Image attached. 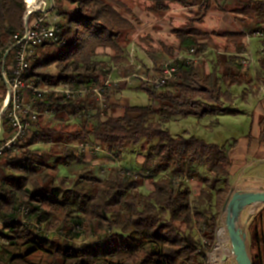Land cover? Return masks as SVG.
I'll return each instance as SVG.
<instances>
[{"label":"trees","instance_id":"obj_1","mask_svg":"<svg viewBox=\"0 0 264 264\" xmlns=\"http://www.w3.org/2000/svg\"><path fill=\"white\" fill-rule=\"evenodd\" d=\"M146 1L150 3L148 11L157 19L167 16L173 5L198 7L193 24L180 33V52L194 48L204 55L214 49V35L224 38L234 52L215 53L210 71L200 62H177L178 76L164 89L155 90L139 83L138 89L144 90L149 100L159 103L157 109L128 106L122 116L110 115L117 105L114 97L122 92L118 83L107 90L109 105L104 116L98 112L78 120V127L66 139L65 132L46 127L30 133L20 147L26 149L40 142L51 144L53 150L48 159L57 160L52 164L40 157L32 158L31 151H22L21 156L6 152L5 163L0 166V215L13 217L22 200L31 206L32 216L40 222L62 226L68 232L62 240H50L21 224H10L0 233V241L6 240L0 246V264H204L206 253L213 251L219 220L230 198L232 153L239 140L211 144L194 136L174 137L165 127L171 120L188 116L240 114L231 108L236 100L232 88L252 84L251 79L247 80L249 70L240 63L247 32L209 34L193 28L196 21L209 15L213 0ZM233 1L238 7L232 12L245 16L240 19L248 20V30L252 34L262 33L263 38L257 37L262 46L264 0ZM54 4L59 35L66 43L41 45L30 59L27 82L41 89L64 83L85 88L103 85L114 68L127 73V46L122 43H128L125 37L136 30L123 16L126 4L121 0H54ZM26 12L23 0H0V43L7 45L15 33L23 31ZM160 45L161 51L155 48L147 54L157 71L162 72L159 53L166 51L171 55L173 47ZM259 62L260 74L264 75V57ZM39 104L40 109L53 110L66 123L72 121L74 114L97 106L93 93L69 101L49 93ZM2 123L7 129L6 137L11 136L7 121ZM33 127L40 128V121ZM154 140L158 144H153ZM91 141L117 157L131 145L145 141L150 146L140 171L116 166L100 177L92 166H87L80 148L74 145ZM77 161L85 167L73 177L59 174V163L71 166ZM201 166L205 169L200 178L201 188L198 195H193L184 173ZM125 171L138 175L129 176ZM145 178L150 179L152 189L144 192ZM75 224L84 226L87 233L95 232L96 241L78 245L76 239L80 236L71 230ZM252 225L258 258L264 264L261 215Z\"/></svg>","mask_w":264,"mask_h":264},{"label":"rangeland","instance_id":"obj_2","mask_svg":"<svg viewBox=\"0 0 264 264\" xmlns=\"http://www.w3.org/2000/svg\"><path fill=\"white\" fill-rule=\"evenodd\" d=\"M121 2L126 4V9L123 10V16L127 17L134 25V28L136 30L135 33H131L125 38L128 40V43L123 42V46H127V52L129 51L128 48L132 46L131 41L136 39V44L138 46V51H137V58L139 59V62H145L146 58H144V54L148 55V51H151L152 49H158L161 45V43L164 44L170 43V44H177V41H180V33L178 32L177 34L172 32L174 31L173 28L178 27V28H186L188 24H193L192 19L196 18L195 13H190L189 11H181V12H176L177 16L173 18H168L165 20L164 24L156 23L157 17L155 15L152 16V14L148 11V6L150 3L146 0H121ZM26 5V4H25ZM40 5V4H39ZM38 5L35 7L37 8ZM26 7H28L26 5ZM238 4L233 1V0H213V8L210 10V16H208L203 23L198 24V27L204 29L205 31H208L210 33L212 32H222L225 33V31L228 30H238L240 28H243L245 32L248 34H252L248 30V25L247 19L246 22H242L240 18H245L243 14L236 15L234 12H232L233 9L237 8ZM170 12V11H169ZM51 22H58V18H56L55 13L53 11L50 14ZM178 18V19H177ZM224 18V19H223ZM170 19V20H169ZM227 21L229 23L231 22V25L227 24ZM245 20V19H244ZM155 22V25L153 22ZM199 22V21H196ZM202 22V21H201ZM147 24V25H145ZM195 24V23H194ZM154 25V26H153ZM140 33L138 31L140 30ZM138 34L136 37H134L135 34ZM129 37V38H128ZM124 39V41H126ZM246 40V39H245ZM253 42L251 45V51L254 53L258 49H260L261 45L259 43V40H257V37H253ZM213 44H214V49L207 52L202 56L200 63H203L202 65L205 67L207 71H210V68L212 67L213 64V59L215 58V53H220V54H225L226 51L230 52L228 49L229 47L227 46L228 42L221 37L213 36L212 38ZM161 48V47H160ZM179 44L175 47H173V52L171 55L166 54L163 58H160L159 63L161 67H163L167 62H169L170 59H172L175 55V52H180ZM249 45H246V51L248 50ZM231 52L234 51V48L231 47ZM244 50V51H245ZM143 51V52H142ZM186 51V50H183ZM182 51V52H183ZM107 53H110V51H106ZM54 56V54H51V56ZM260 58H258V61L255 63L254 67L252 70L247 71L248 72V79H251L252 84H248L246 87L241 86V87H233L232 88V93L234 97H237L234 103H232L231 108L235 110H246L250 111L251 113L254 111L256 112V106L259 104L258 100L253 99L250 104H247L244 100V97H246L249 93L251 95L255 94H262L264 95V75L260 74ZM123 69H115L113 70L112 73L116 74H123ZM128 73V72H127ZM126 73V74H127ZM135 83L134 80L131 82H121L119 83V86L121 88V91L125 90L128 86L131 84ZM129 88V87H128ZM131 88V87H130ZM0 89V93H1ZM121 92V93H122ZM245 94L243 95V93ZM123 101L124 105H129V106H153L155 109L159 106V103H154L151 100H149L148 94L144 90H128L124 94ZM115 101L117 102V105L114 108L121 107V101L118 99V97H114ZM1 102V99H0ZM128 108V107H127ZM124 112V110H123ZM55 118H50V119H41L40 124L42 127H48L51 128L55 131H60L62 134L64 133V138L66 139L68 137L69 133H72L78 125L79 121L75 120L74 118L72 119L71 123H66L68 121H63L60 120L58 117L54 116ZM4 120V119H2ZM252 120L251 116L249 115H242V116H234V115H206L204 117H195V116H188L185 117L184 119H178V120H171L170 123L166 125L165 128H167L170 131V134L173 135L174 137L178 136H194L198 139H203L204 141L211 143V144H219V145H224L229 141H232L233 139H239L243 137V135H248L249 131H251V125ZM3 128L1 127V130ZM0 130V132H1ZM4 133L0 135V139H2ZM26 143V141L24 142ZM91 145H99L95 141L88 142ZM80 144L78 142H75L74 145ZM153 144H158L157 140L153 141ZM150 145L148 143L141 142L140 144L137 145H131L128 147L121 155L118 157H115V155L112 154H107L106 158H108L107 164H104V168L108 169V171L101 172L102 169H100L98 166L95 168V173L100 176L104 177L106 176L109 171L111 170V167H119L123 170L126 171H140L144 162V155ZM32 154L31 156H40L45 159V156H48V153L53 150V146L51 144H42V145H36L31 148ZM22 151H29L28 149H23ZM20 152V156L23 154V152ZM56 158V156H54ZM42 159V160H44ZM56 159H52L50 163L56 162ZM91 161V162H90ZM5 162H3L4 165ZM87 166L91 165H96L98 164L97 160H87ZM59 174L61 176H70L73 177L77 171L83 169L85 167V164L77 161L74 162L73 165L71 166H65L63 164H58L57 165ZM3 168L0 167V169ZM110 168V169H109ZM197 169L193 171H188L186 170L184 173V177L186 182L190 184L193 195L195 193H198L199 189L201 188V183H200V178L202 175L205 173V169L203 166L201 167H196ZM3 170V169H1ZM101 172V173H100ZM145 188H143V191L151 190L152 185L150 183L149 178H145ZM19 202H23L20 200ZM19 205V204H18ZM262 217V216H261ZM46 230H51L52 236L50 240H62L64 237H60L58 233L63 230L68 232L67 229L61 227H57L54 225H45ZM83 230H84V226ZM253 227V226H252ZM245 231V230H244ZM246 232V231H245ZM247 233V232H246ZM94 235L95 238H92L91 236ZM100 236V235H99ZM98 236L96 235L95 232L90 231L87 233L86 230H84V235L81 237H78L76 239V242L78 245H82L83 243H90L96 241ZM227 239H228V234H227ZM227 249L231 253V242L228 239V242L226 244ZM255 248V243L254 239L252 238L251 235V229L249 230L247 234V249L249 252L251 250H254ZM215 250V247L213 251ZM248 252V253H249ZM234 258V256H233ZM235 260V258H234ZM235 264L236 261H234Z\"/></svg>","mask_w":264,"mask_h":264},{"label":"built area","instance_id":"obj_3","mask_svg":"<svg viewBox=\"0 0 264 264\" xmlns=\"http://www.w3.org/2000/svg\"><path fill=\"white\" fill-rule=\"evenodd\" d=\"M24 3L28 6L24 17L25 25L21 32L15 33L12 40L4 45L0 43V82L5 86V96L2 101L0 110V130L3 128L2 119L8 123V127L12 135L7 139L0 140V158L6 152L12 154L20 153L23 148L20 147L25 142L31 133L34 124L38 123L42 118H55V112L51 109H40V102L49 93L61 95L65 100H71L78 97H83L86 94L93 93L97 106L95 109H86L73 115L75 120H80L90 117L100 112L104 116V111L108 109V94L107 90L113 85L118 84L121 80L108 79L103 85L85 86L78 88L69 84H59L56 88H38L33 82L26 81V75L31 66L30 59L35 55L37 49L41 45H57L63 46L66 40L60 37L59 25L56 22H51L50 14L53 11L55 4L54 0H38L35 5L30 6L25 0ZM40 4V5H39ZM36 5L37 8L35 7ZM253 37L263 38L262 33L255 32L253 34L246 33L247 45L250 48L240 54V63L245 70H252L258 58L264 57V41L262 46L256 52L251 51ZM132 46L128 51V68H133L127 78L122 82L130 81L131 79L139 83H145L153 89H164L169 86L170 82L178 76L177 62H185L188 65H197L202 56L197 53V50L192 48L183 52H175L172 59L167 62L161 73H155L152 70L146 69L137 58L138 46L136 39L131 42ZM90 145L83 144V149L87 150ZM126 172V171H125ZM127 175L137 176V172H126ZM179 177L178 180H180ZM185 179V178H184ZM3 191L0 190V197ZM18 208L13 217L0 215V233L10 224H21L27 230L34 234L50 239L52 236L51 230H46L44 224L37 217L32 216V209L28 203L19 202ZM73 234H78L80 237L84 235V230L81 224L71 226ZM58 235L67 236V232L61 230ZM95 238L94 235L91 236ZM206 242V241H205ZM6 240L0 241V246H4ZM215 250L207 252V257L204 264H224L223 257L218 260L215 258Z\"/></svg>","mask_w":264,"mask_h":264},{"label":"crops","instance_id":"obj_4","mask_svg":"<svg viewBox=\"0 0 264 264\" xmlns=\"http://www.w3.org/2000/svg\"><path fill=\"white\" fill-rule=\"evenodd\" d=\"M197 8H198L197 6L196 7H190V8H184V7L179 8L178 6L173 5L170 12H168V15L165 16L163 19L156 20L157 21L156 23H160L161 25L164 24L166 19L173 18V17L177 16V14H175L176 12L189 11L190 13H195ZM208 16H210V12H209ZM204 20L202 22H196L192 27L195 29L197 28L201 31H204L206 33L211 34L210 32L205 31L204 29L198 27V24L203 23ZM152 22L155 25V22L154 21H152ZM226 22H227V24L231 25V22L229 23V21H227V20H226ZM145 25H147V24H145ZM185 26L189 27V26H191V24H188ZM182 29L183 28L175 27V28H173L174 31H172V32L177 34L178 32H181ZM141 31H144V29L143 30L141 29L140 31H138V33H140ZM238 31H244V30H243V28H240L238 30L234 29V30H228L225 32H238ZM137 35L138 34L136 33L134 35V37H136ZM259 43H260V41H259ZM164 44L169 48V47H175L178 44L180 45V42L178 40L177 44H170V43L168 44L166 42H164ZM227 46L228 47L230 46L228 50L231 52L232 46L230 44H227ZM160 47L158 49L161 51L162 48H160ZM129 49H130V47L128 48V50ZM233 52H231V53H233ZM166 54H168L166 51L159 53V55L161 57L162 56L164 57ZM144 55H145L144 58H146V61L144 63L141 62L143 64V66L146 69L154 71L155 73H158V74L161 73V72L157 71L156 66H155L153 60L151 59V57H149L146 54H144ZM128 63H129V60H128ZM128 63H127V65H128ZM126 68H128V66H126ZM115 69H118V68H114L113 70H115ZM113 70H112V72H113ZM131 70H133V69L128 68L127 74L123 70H122L123 74L122 73L116 74V73L111 72L109 79L121 80V82H122V80L124 78H127V76L130 75L131 72H129V71H131ZM132 80L133 79H131L130 81H127V82H131ZM134 81H135V83L128 86L129 88L127 87L125 90H123V92L121 94L116 96L121 101L120 102L121 107L120 108L117 107V108L110 110V115H113L116 117L123 115V113H124L123 110L129 106V105L128 106L124 105V101H123V98H125L124 94L128 90H135V89H138V87H139V82L136 80H134ZM121 82H119V83H121ZM0 89L2 91L0 93V99H1L0 110H1V107H2L1 104H2V101L4 99V95L6 93L5 86L1 82H0ZM235 98L237 99V97H235ZM253 99H255V100L257 99L258 103H259L256 106V109H255L256 112L253 111L251 113L250 111H247L248 109L242 110V111L237 110L240 112V114H238L236 116H242V115L251 116L252 127H251V131H249L248 135H243V137L238 139L239 144L236 147V149L234 150V152L232 153L233 154V157H232L233 163H232L231 171H230V173H231L230 180L232 182V189H231L230 195L234 192L245 193L246 191H251V192H259L260 190L264 191V95H262V94L251 95V93H249L246 97H244V100L247 104H250ZM44 127H42V126L40 128L33 127L31 130V133H34L36 131L41 132L40 129L44 128ZM46 128H48V127H46ZM6 131H7L6 127H3V129L0 132V135L2 133H4L2 139H7L10 137V136L6 137V135H8V133H6ZM2 139H0V140H2ZM42 144H44V143H42V142L34 143V144H31L26 149L31 151L32 150L31 148H33V146L42 145ZM45 144H48V143H45ZM83 144H85V143H80V144H77L76 146L80 148V152L83 153L86 161L88 160V162H89V160H94V161L97 160L98 164L96 165V167H95V165H91V166L94 169L97 168V166L100 169L103 168L101 172H104V170H105V172L108 171V169L104 168V164H107L108 158H106L107 157L106 155L110 154V153L107 150L100 147L99 145H91L90 143H88L90 145V148L87 150H84ZM31 153H32V151H31ZM36 157H40V156H36ZM115 157H117V156H115ZM32 158H35V156H32ZM40 158L44 159L42 157H40ZM45 160L50 163L48 156H45L44 161ZM4 161H5V157L2 156V158H0V164H3ZM112 168H114V167H111V169ZM199 191H200V189H199ZM199 191H198V193H199ZM198 193H195L194 195H198ZM260 215L262 216L263 224H264V205L263 204H261L259 206H251V207L245 208V211L242 213L241 218H240L241 227L247 232V234H248L249 230L251 229V235H252V238L254 239V243H255L254 250H251L250 252L248 250V252L250 253V256L252 258L253 264H260V259L258 258L259 257L258 243H257V239L255 238V235L253 233V227H252L253 226L252 222L256 218L260 217ZM224 221H225V211L223 209V213L221 214V217L219 220L218 231L221 230V228L225 226ZM222 234H223V238L226 240V242H225V244H222V241L221 240L219 241V239H218V237H219V236H217L218 234L216 235L217 243L219 242L217 249H216L217 243L215 245L216 254H220V253H222L224 255L226 254L225 256L228 257V260L224 264H235V262H234L235 260L232 256V254L229 255V253H228L229 250L226 247V244L228 242L227 236L224 232H222ZM220 247H222L224 251H221Z\"/></svg>","mask_w":264,"mask_h":264},{"label":"water","instance_id":"obj_5","mask_svg":"<svg viewBox=\"0 0 264 264\" xmlns=\"http://www.w3.org/2000/svg\"><path fill=\"white\" fill-rule=\"evenodd\" d=\"M261 204L264 205V191L260 190L259 192H234L224 206V225H226L228 239L231 242V253L237 264H253L247 249V233L241 227L240 218L245 208ZM219 231L217 236H219ZM223 260L226 262L228 257L225 256Z\"/></svg>","mask_w":264,"mask_h":264},{"label":"bare ground","instance_id":"obj_6","mask_svg":"<svg viewBox=\"0 0 264 264\" xmlns=\"http://www.w3.org/2000/svg\"><path fill=\"white\" fill-rule=\"evenodd\" d=\"M30 6H32V5H35L36 3H37V1L38 0H25ZM222 232H224L225 234H226V236H227V229H226V225L224 226V227H222L221 228V230L219 231V237H218V239H219V241L221 240L222 241V244H225V242H226V240L223 238V234H222ZM218 245H219V242H218ZM217 245V246H218ZM217 246H216V249H217ZM216 249H215V258L218 260L220 257H223V256H225L224 254H222V253H220V254H216ZM220 250L221 251H224L223 250V248L222 247H220ZM229 253V255H231L232 253H230V251L228 252Z\"/></svg>","mask_w":264,"mask_h":264}]
</instances>
